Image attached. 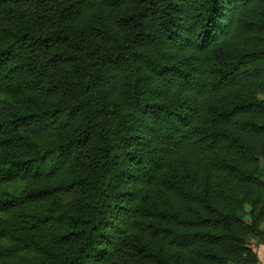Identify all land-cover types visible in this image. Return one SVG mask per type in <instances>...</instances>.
Listing matches in <instances>:
<instances>
[{
    "label": "trees",
    "instance_id": "16d2710c",
    "mask_svg": "<svg viewBox=\"0 0 264 264\" xmlns=\"http://www.w3.org/2000/svg\"><path fill=\"white\" fill-rule=\"evenodd\" d=\"M263 160L264 0H0V264H257Z\"/></svg>",
    "mask_w": 264,
    "mask_h": 264
},
{
    "label": "rangeland",
    "instance_id": "374dc122",
    "mask_svg": "<svg viewBox=\"0 0 264 264\" xmlns=\"http://www.w3.org/2000/svg\"><path fill=\"white\" fill-rule=\"evenodd\" d=\"M262 163L264 164V160L262 161ZM250 247L257 254L259 258V263L257 264H263L264 247L260 242V240H258L257 238H252L250 241Z\"/></svg>",
    "mask_w": 264,
    "mask_h": 264
}]
</instances>
